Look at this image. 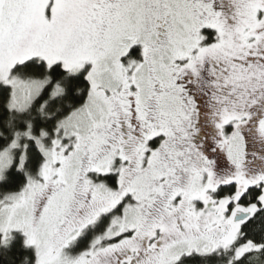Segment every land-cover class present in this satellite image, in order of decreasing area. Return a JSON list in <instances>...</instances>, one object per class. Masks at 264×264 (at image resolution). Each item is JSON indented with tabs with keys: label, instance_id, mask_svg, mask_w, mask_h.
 Returning <instances> with one entry per match:
<instances>
[{
	"label": "snow or ice",
	"instance_id": "snow-or-ice-1",
	"mask_svg": "<svg viewBox=\"0 0 264 264\" xmlns=\"http://www.w3.org/2000/svg\"><path fill=\"white\" fill-rule=\"evenodd\" d=\"M0 264H264V0H0Z\"/></svg>",
	"mask_w": 264,
	"mask_h": 264
}]
</instances>
